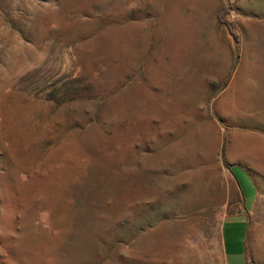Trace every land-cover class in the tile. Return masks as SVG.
<instances>
[{
    "label": "rangeland",
    "instance_id": "374dc122",
    "mask_svg": "<svg viewBox=\"0 0 264 264\" xmlns=\"http://www.w3.org/2000/svg\"><path fill=\"white\" fill-rule=\"evenodd\" d=\"M223 248L264 264V0H0V264Z\"/></svg>",
    "mask_w": 264,
    "mask_h": 264
},
{
    "label": "crops",
    "instance_id": "0c3cea01",
    "mask_svg": "<svg viewBox=\"0 0 264 264\" xmlns=\"http://www.w3.org/2000/svg\"><path fill=\"white\" fill-rule=\"evenodd\" d=\"M223 256H224V260H225V264H226V258H225L224 248H223ZM245 257H246V253H245ZM243 264H248L247 257L245 258V261L243 262Z\"/></svg>",
    "mask_w": 264,
    "mask_h": 264
}]
</instances>
